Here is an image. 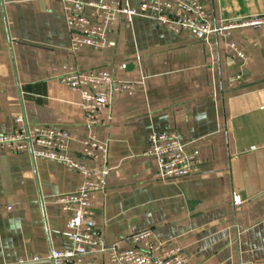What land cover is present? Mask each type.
<instances>
[{
    "label": "crops",
    "instance_id": "0c3cea01",
    "mask_svg": "<svg viewBox=\"0 0 264 264\" xmlns=\"http://www.w3.org/2000/svg\"><path fill=\"white\" fill-rule=\"evenodd\" d=\"M101 1L133 7L139 0ZM200 2L211 25L264 14V0ZM131 21L120 15L106 46L71 54L57 0H0V134L18 114L27 124L62 125L70 157L91 165L82 154L79 93L58 75L65 65L111 73L134 90L113 92L93 129L108 142L109 167L90 208L93 234L122 250L149 229L163 248L180 247L184 264H264V25L237 26L205 43L186 29ZM228 42L244 61L231 56ZM238 72L241 80L231 82ZM151 131H174L186 148L195 145L197 173L156 178V160L144 155ZM81 178L55 160L0 150V264H52L50 251L70 246L69 214L55 197ZM88 250L87 264H111L95 246Z\"/></svg>",
    "mask_w": 264,
    "mask_h": 264
},
{
    "label": "built area",
    "instance_id": "2783aa9c",
    "mask_svg": "<svg viewBox=\"0 0 264 264\" xmlns=\"http://www.w3.org/2000/svg\"><path fill=\"white\" fill-rule=\"evenodd\" d=\"M62 8L63 18L68 29V49L75 54L83 47L100 49L107 45L106 31L123 16L127 25L134 16L151 19L166 30L178 32L188 30L200 41L209 43L212 37L237 26L258 27L264 25V14H255L235 20H225L211 25L206 19L205 6L200 0H139L137 6L129 7L119 2L115 4L101 0H57ZM92 10L87 14L86 8ZM231 56L246 59L244 53L234 42L227 43ZM238 72L230 81L239 82ZM58 81L64 87L77 91L82 109V124L87 129L82 139V154L90 159L91 165L72 159L69 155L70 134L62 125L27 124L20 114L14 117V127L8 133L0 134V150L8 149L18 153L26 151L32 158H43L60 162L67 169H74L81 175V182L74 190L59 194L55 201L61 210L69 214L66 226L70 233V246L51 250L45 258L52 264H87L84 257L88 246L103 253L111 264H184L187 257L180 247L163 248L160 243L150 239L149 229L139 231L131 239L133 245L119 250L115 245H106L98 235L93 234L92 210L90 209L96 194L103 191L105 178L109 172L107 166L108 142L96 138L93 129L100 126V114L110 109L113 92L126 91L131 94L133 86L129 82L116 80L106 71L81 72L73 66L65 65L58 75ZM149 147L145 156L156 160L155 177L161 181L171 178L188 177L197 173L199 157L195 145L185 147L174 131H151L148 134ZM234 196L232 203H240ZM8 208V207H7ZM42 258L32 256L21 262H33Z\"/></svg>",
    "mask_w": 264,
    "mask_h": 264
}]
</instances>
